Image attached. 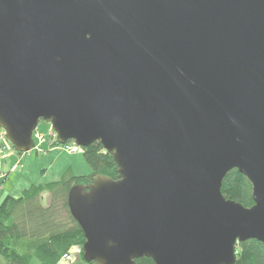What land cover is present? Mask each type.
<instances>
[{
    "label": "water",
    "instance_id": "obj_1",
    "mask_svg": "<svg viewBox=\"0 0 264 264\" xmlns=\"http://www.w3.org/2000/svg\"><path fill=\"white\" fill-rule=\"evenodd\" d=\"M118 165L71 188L91 264H236L264 245V0H0V129ZM250 181L254 205L225 198Z\"/></svg>",
    "mask_w": 264,
    "mask_h": 264
},
{
    "label": "trees",
    "instance_id": "obj_2",
    "mask_svg": "<svg viewBox=\"0 0 264 264\" xmlns=\"http://www.w3.org/2000/svg\"><path fill=\"white\" fill-rule=\"evenodd\" d=\"M82 151L92 170L91 175L79 177L70 172L59 182L33 185L20 197L7 196L2 202L0 264H33L34 261L58 264L63 256L70 255L74 247L82 250L85 234L71 216L68 206L71 188L92 183L96 175H105L113 180L118 178V165L102 144L95 142ZM223 182L222 192L226 199L239 202L244 207L254 205L252 185L238 170L229 173ZM44 198H47V203ZM237 246L236 264H264V245L259 241L249 240ZM137 264H154V261L143 258Z\"/></svg>",
    "mask_w": 264,
    "mask_h": 264
},
{
    "label": "rangeland",
    "instance_id": "obj_3",
    "mask_svg": "<svg viewBox=\"0 0 264 264\" xmlns=\"http://www.w3.org/2000/svg\"><path fill=\"white\" fill-rule=\"evenodd\" d=\"M35 134L36 148L30 153L20 154L12 148L4 131L0 133V205L7 196L20 197L29 187L59 182L67 173L79 177L92 173L82 148L75 152L72 141L60 145L49 123L40 122ZM44 199L47 203V198ZM81 251L79 247H74L70 252L72 261L62 259V262L71 264L74 258H83Z\"/></svg>",
    "mask_w": 264,
    "mask_h": 264
},
{
    "label": "built area",
    "instance_id": "obj_4",
    "mask_svg": "<svg viewBox=\"0 0 264 264\" xmlns=\"http://www.w3.org/2000/svg\"><path fill=\"white\" fill-rule=\"evenodd\" d=\"M36 133V132H35ZM34 133V141H35V148H36V145H37V140H36V134ZM73 145H75V143H73ZM75 147H76V151L75 152H77V151H79L80 149L79 148H82L81 146L79 147V146H77V145H75ZM64 259H68L69 261H72V258H71V256L70 255H65V256H63V260Z\"/></svg>",
    "mask_w": 264,
    "mask_h": 264
},
{
    "label": "crops",
    "instance_id": "obj_5",
    "mask_svg": "<svg viewBox=\"0 0 264 264\" xmlns=\"http://www.w3.org/2000/svg\"><path fill=\"white\" fill-rule=\"evenodd\" d=\"M22 195V194H21ZM20 195V196H21ZM58 264H67V263H63L62 261L61 262H59ZM71 264H87L86 262H84L83 261V258H81V257H77V258H74V261L71 263Z\"/></svg>",
    "mask_w": 264,
    "mask_h": 264
}]
</instances>
